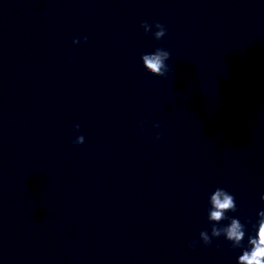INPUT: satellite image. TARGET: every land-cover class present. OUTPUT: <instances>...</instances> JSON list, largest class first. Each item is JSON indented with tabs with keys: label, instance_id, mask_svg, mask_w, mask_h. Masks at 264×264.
I'll use <instances>...</instances> for the list:
<instances>
[{
	"label": "clouds",
	"instance_id": "9594fccd",
	"mask_svg": "<svg viewBox=\"0 0 264 264\" xmlns=\"http://www.w3.org/2000/svg\"><path fill=\"white\" fill-rule=\"evenodd\" d=\"M153 27L156 29V31L152 33L155 40H160L166 35L167 29L159 22L149 24L148 21H143L141 23V28L144 30L145 34L151 32ZM84 39L87 41V37ZM77 43H79L78 40L73 41V44ZM170 55L169 51L156 48L151 53H144L141 55L142 65L149 73L164 77L169 71L168 65L165 62L170 59ZM155 126L159 127V125ZM79 127V125H76L75 130L79 131ZM157 139H159V136ZM84 140V136L81 135L78 139L73 141V143L81 145L84 143ZM261 200L264 201V195H261ZM210 205L211 209L208 213V219L212 224V236L217 238L224 236L227 241L232 242L233 248L242 247V242L245 238V225L242 224L238 218H232L226 215L229 212H235L237 210L234 196L225 189L218 187L210 195ZM257 215L258 220L256 224L253 225L255 235H250L248 237V247L244 248L242 254L238 256L239 264H264V210L259 211ZM225 220L229 221L226 226H217L221 221ZM199 236L203 238L205 245H210L212 243V238L209 237L207 231H201ZM197 243V241H192L190 247L194 248Z\"/></svg>",
	"mask_w": 264,
	"mask_h": 264
}]
</instances>
